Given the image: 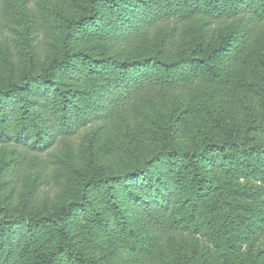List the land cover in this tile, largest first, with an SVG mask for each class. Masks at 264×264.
Listing matches in <instances>:
<instances>
[{
	"label": "rangeland",
	"instance_id": "1",
	"mask_svg": "<svg viewBox=\"0 0 264 264\" xmlns=\"http://www.w3.org/2000/svg\"><path fill=\"white\" fill-rule=\"evenodd\" d=\"M86 3L0 0V95L10 85L22 84L28 75H44L46 68L61 58L67 23L86 14ZM99 10L103 30L89 27L76 33L72 44L75 52L96 57L116 55L124 61L161 54L164 42L159 29L149 30L147 44L124 45L116 36L123 18L108 9ZM134 13L132 9L129 15ZM178 26V37L165 48L174 57L184 54L191 42L188 28ZM24 91L12 99L20 107L35 98ZM5 99L8 103L9 98L0 96V107ZM156 107L149 114L135 115V106H128L107 121L94 122L75 134L51 136L43 150L33 144L40 143V131L30 118L33 143L16 138L23 125L13 131L10 141L0 139V212L7 210L37 220L65 210L70 215L67 221L72 223L76 249L93 255L99 264H264L261 161L253 160L252 168L247 165L241 169L214 159L206 168L211 186L201 201L238 209L231 224L212 223L211 218L190 208L176 217L178 231L159 240L143 228L124 184H97L83 193L84 176L104 181L149 165L160 168L158 156L165 145L162 137L181 151H197L204 140L213 144L229 141L243 149L264 151V41L247 45L225 83L197 80L163 93ZM181 190L170 188L180 207L186 202ZM83 196L94 210L79 208ZM93 211L99 213L101 221L92 217ZM18 228L24 240L26 225ZM47 236L49 239L50 233ZM54 244L50 239L37 247L47 250ZM18 245L21 262L24 244L20 241Z\"/></svg>",
	"mask_w": 264,
	"mask_h": 264
},
{
	"label": "trees",
	"instance_id": "2",
	"mask_svg": "<svg viewBox=\"0 0 264 264\" xmlns=\"http://www.w3.org/2000/svg\"><path fill=\"white\" fill-rule=\"evenodd\" d=\"M101 8L123 18L116 36L124 45L147 44L149 30L159 29L164 42L161 54L124 61L116 55L96 57L75 52L72 44L76 33L89 27L103 30ZM85 9V15L67 23L61 58L54 60L44 75H28L22 84H12L0 95L9 98L0 107L1 140L10 141L13 131L23 125L16 138L33 143L35 131L29 125L32 118L40 131V143L33 144L43 150L51 136L75 134L94 122L107 121L128 106H135V115L149 114L165 92L197 80L225 83L247 45L264 41V0H87ZM132 9L135 13L130 16ZM179 24L188 28L191 42L184 54L174 57L165 48L178 37ZM35 86L41 89L34 91ZM24 90L35 98L20 107L12 99ZM162 140L165 145L158 156L160 168L149 165L104 181L84 176L83 193L97 184H124L143 228L158 240L175 234L179 229L176 217L190 208L211 218L212 223L231 224L238 209L201 201L211 186L205 176L206 168L214 159L230 163L233 168H252L253 160L264 164V151L243 149L229 141L213 144L208 140L197 151H181L172 148L167 138ZM258 173L264 182V173ZM171 187H180L185 194L186 202L181 207ZM85 207L94 210L87 196L79 201V208ZM0 214V264H99L93 255L76 249L70 231L72 223L67 221L70 215L65 210L37 220L12 215L7 210ZM92 217L101 221L97 211L92 212ZM22 224L27 229L24 240L18 228ZM124 224L129 229L128 223ZM50 239L55 240L54 246L39 250L37 246ZM20 241L24 244L21 262L17 258Z\"/></svg>",
	"mask_w": 264,
	"mask_h": 264
}]
</instances>
